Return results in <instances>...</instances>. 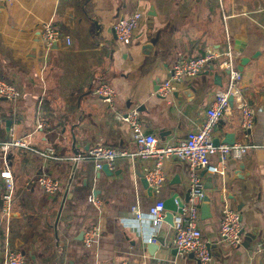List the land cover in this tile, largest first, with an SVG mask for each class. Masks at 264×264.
I'll return each instance as SVG.
<instances>
[{"label": "crops", "instance_id": "0c3cea01", "mask_svg": "<svg viewBox=\"0 0 264 264\" xmlns=\"http://www.w3.org/2000/svg\"><path fill=\"white\" fill-rule=\"evenodd\" d=\"M2 4L0 80L14 85L20 95L15 101L0 100V144L24 138L29 148L9 150V161L0 151V172L6 164L14 183L11 212L5 218L0 178V264L6 247L19 251L24 264H201L170 247L173 223L164 217L155 228L148 214L156 201L164 202L173 193L185 199L189 173L185 162L164 159L166 182L154 193L141 183V176L155 167L154 159H120L108 177L95 170L91 160L75 162L74 157L76 153L85 157V148L96 143L134 152L132 134L115 114L131 109L138 110L145 131L159 145L183 140L200 126L213 93L227 85V73L216 64L213 70L209 66L195 78L174 83L172 92L182 94L180 102L173 93L160 98L155 89L169 78L178 59L228 48L236 57L241 94L254 111V123L242 130L240 112L231 106L214 128L213 138L221 141L225 132L234 133L235 143L250 149L228 161L224 177L210 176L222 199L215 191H205L212 217H200V228L212 249L209 264H264V248L251 256L255 244H264V0H2ZM135 11L143 19L131 43L122 44L113 26ZM46 23L65 34L70 44L61 40L46 50L41 43ZM37 35L40 41H34ZM148 42L152 50L145 54ZM242 58L249 61L239 70ZM101 82L116 93L113 111L93 94ZM38 112L48 128L36 130ZM48 148L56 154L54 161L34 153ZM44 173L60 182L56 194L31 183ZM236 173L244 178L238 179ZM229 195L242 202L240 211ZM92 198L100 201L99 208L91 204ZM224 202L239 212L243 238L256 232L248 250H232L219 237ZM134 206L140 220L131 212ZM91 226L99 228L98 242L85 248L84 233ZM148 244L156 245L152 253Z\"/></svg>", "mask_w": 264, "mask_h": 264}, {"label": "built area", "instance_id": "2783aa9c", "mask_svg": "<svg viewBox=\"0 0 264 264\" xmlns=\"http://www.w3.org/2000/svg\"><path fill=\"white\" fill-rule=\"evenodd\" d=\"M142 19L143 14L139 11L119 19L113 26L116 40L125 45L130 44ZM41 38V43L46 50H49L54 42L61 40H64L67 45L70 44L69 38L60 30L55 29L51 23L42 26ZM227 42L230 43L229 38H227ZM216 64H218L219 70L227 73L228 83L224 88L213 93L210 106L205 110L200 126L198 129L188 132L183 140L159 145L158 139L145 131L138 110L131 109L124 114L118 112L115 114L119 120L128 126L133 143L136 146L134 152L96 143L86 151L85 157L81 154L74 157L75 162L83 158L91 160L97 171H100L103 166L112 171L116 168L118 161L123 158L154 159L155 167L147 170L144 174L148 186L154 193H158L166 182V176L161 170L162 161L167 158H177L185 162L189 169L187 177L188 201L182 209V214L178 215L173 222V235L169 245L176 251L177 255L184 257L192 254L201 264H209L212 260V249L210 244L202 238L200 228L199 211L205 196V177L213 175L224 177L228 161L240 159L250 149L249 145L240 143L215 146L213 144V130L220 120L226 116L231 106L236 107L240 112L241 129H250L254 123V111L242 97L241 76L236 67V57L230 48L223 53L207 51L197 57L178 59L170 68L169 78L163 81L156 91L160 98L167 99L171 95L174 83L195 78L206 68ZM93 94L104 102L110 110H115L114 99L116 93L109 84L106 82L99 83ZM19 95L14 85L0 80V100L15 101L19 98ZM229 97L233 98L231 105L229 104ZM48 127L45 118L38 112L36 130H43ZM13 148L28 149L29 146L24 138L1 143L0 151L4 159L7 152ZM34 153H37L46 162L54 161L57 158L52 148H48L44 152L34 151ZM213 158L215 159L213 160ZM200 171L205 172L203 177L199 174ZM0 178L4 181L1 213L5 218H8L11 212L14 183L13 176L6 164L0 172ZM31 183L37 184L49 195L56 194L61 187L57 179L45 173L37 176ZM90 201L93 206L99 208L100 201L98 199L92 198ZM131 212L136 219L140 220L141 213L137 206L132 207ZM148 214L151 225L157 228L163 222L165 216L163 201H156L148 209ZM99 233L98 226H91L85 231L83 239L85 248H91L98 242ZM218 233L221 240L230 249L237 250L242 247L244 228L241 216L239 212L232 210L226 202L221 207ZM149 242L155 243V240L151 239ZM263 248V243L255 244L251 256L260 254ZM24 262V256L19 251L5 248L3 264H24ZM120 264L136 263L123 261Z\"/></svg>", "mask_w": 264, "mask_h": 264}, {"label": "water", "instance_id": "95a60500", "mask_svg": "<svg viewBox=\"0 0 264 264\" xmlns=\"http://www.w3.org/2000/svg\"><path fill=\"white\" fill-rule=\"evenodd\" d=\"M3 7L2 4V0H0V8ZM114 32V31H113ZM39 34V33H38ZM34 41H40V35H37L36 38L34 39ZM57 42H54L52 44L51 47L56 46ZM152 50V45L148 42V45L146 44L143 48V51L145 54H150ZM256 56H253L250 59H255ZM249 58H242L240 60V66H239V70H241L242 66H244L246 63H248ZM214 66L212 65L210 67L211 70H213ZM160 83H158L157 88L155 89L156 91L159 88ZM173 93L174 98L176 99L177 102H180V100L182 99V94L179 91H173L171 92ZM185 95H187V92H185ZM233 103V98L229 97V104L231 105ZM235 137L236 135L234 133H224L223 136V140L219 141L218 139H214L213 140V144L215 146L219 145V144H226V145H233L235 143ZM85 150H88V146L87 148H85ZM79 153H76V155H78ZM5 161H9V155L5 156ZM238 170L241 171L243 170V165L240 164L238 167ZM101 172H103L104 174H106V176L111 177L113 175V172L110 171L106 166H103L101 169ZM205 174L204 171H201V176L203 177ZM237 178L238 179H243L244 177L241 176L239 173H236ZM248 173L245 174V177H248ZM141 183L143 185V187L145 189H147L149 192L152 191V189L148 186V183L146 181V179L144 178V176H141ZM204 190H210V191H215L219 197V199H222V195L220 192V188L218 187H214V185L212 184V178L210 176L205 178L204 181ZM228 199L230 200H234L236 202V210L240 211L241 208L243 207L242 202L239 200V198L235 197V196H227ZM188 201V194H186L185 199L181 200L180 198H178V196H176V194H172L171 197L169 199H167L166 201L163 202V206H164V210H165V221L168 222L169 224H172L174 221V215H181L182 214V209L184 207V205L187 203ZM63 206V205H62ZM62 206L60 208V211L62 209ZM60 211L58 214V217L60 215ZM200 217L202 220H208L211 219V206H210V197L205 195L203 197V203L200 206ZM58 219V218H57ZM83 235V233L81 234ZM256 239V232H250L247 233L245 235V237L243 238V242H242V247L246 250H248L252 244V242ZM147 249L150 253H152L153 250L156 249V245L154 244H148L147 245ZM175 251V250H174ZM176 252V251H175ZM191 258H194V256L192 254L189 255Z\"/></svg>", "mask_w": 264, "mask_h": 264}]
</instances>
